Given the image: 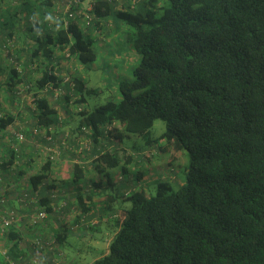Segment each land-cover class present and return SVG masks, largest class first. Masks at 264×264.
Instances as JSON below:
<instances>
[{"label": "trees", "instance_id": "1", "mask_svg": "<svg viewBox=\"0 0 264 264\" xmlns=\"http://www.w3.org/2000/svg\"><path fill=\"white\" fill-rule=\"evenodd\" d=\"M36 2L44 10L53 4V0H0L4 26L11 8L7 9V4L18 14ZM90 14L89 27L82 26L80 17L75 16L66 23L56 21L50 29L40 30L37 23L30 28L34 42L24 64L26 69L33 65L40 75L28 88L33 109L28 121L31 130H22L25 137L32 141L34 129L39 133L45 130L52 140L42 137L44 148L55 146L46 143L59 144L64 139L71 143L69 132L56 137L57 112L49 95L43 93L49 88L65 91L59 103L74 105L76 110L81 107L77 132L87 128L92 142L89 152L77 154L91 156L98 173L107 178V182L100 179L94 184L109 187L113 193L93 195L92 200L79 195L78 207L87 213L100 206L103 216L121 196L108 185L112 174H123L128 167L140 172L137 166L141 164H132L134 157L142 163L166 153L172 165L177 153L184 150L188 156L184 184L179 183L183 185L178 190L170 181L172 168L171 174H162L149 187L138 181L137 188L129 187L122 194L131 207L114 209V236L106 254L91 264H264V0H137L133 7L128 1L118 11L110 0H93ZM107 18L129 31L130 49L139 60L133 78L118 83L119 101L107 100L87 109L86 95L93 91L77 75L62 86L59 72L66 60L85 67L96 61L91 33ZM6 31L1 42L17 39L14 28ZM7 69L5 88L12 90L27 83L16 69ZM156 120L165 123V130L152 138L148 131ZM14 121L8 114L0 120V135L8 130L13 135L9 147L1 142L2 178L9 175L16 160L17 153L10 147L16 144L15 130L9 128ZM113 123L117 127L111 129L113 141L109 140L106 148L101 127ZM131 136L144 137L142 148L146 150L137 156L120 147L123 152L119 155L118 145ZM52 166L46 160L29 176L33 191L46 183ZM72 173L76 185L84 179L78 165ZM21 175L18 170L13 177L20 180ZM153 185L156 193L149 195ZM53 188L55 185L48 183L45 190ZM46 193L40 194L39 202L29 203L30 214L40 207L47 213L43 227L29 228L42 231L50 226L47 233L53 235L57 247L46 254L54 256L67 234L63 233L66 225L54 226L51 218L54 213L63 215L66 207L54 208V193ZM19 237L20 232L9 231L12 261L31 264L32 257L44 256L32 245L34 255L26 259L20 253Z\"/></svg>", "mask_w": 264, "mask_h": 264}, {"label": "crops", "instance_id": "2", "mask_svg": "<svg viewBox=\"0 0 264 264\" xmlns=\"http://www.w3.org/2000/svg\"><path fill=\"white\" fill-rule=\"evenodd\" d=\"M65 1L64 0H61V1L53 0L52 5L56 6L57 4L64 3ZM110 1L113 3L114 10L118 11L120 8L125 7L127 2L130 0H110ZM83 2H84L85 9H87L88 7L90 8L92 6V0H84ZM9 6L11 8H9ZM34 7L31 9L30 8L27 9V7H25V10L21 11L22 13L19 12L21 13V15L20 14L16 15V17L18 16V18L19 16L21 17V23H20L21 32L22 30L24 31V29H26V26H28L26 25V22L30 21L31 14L39 16L40 18L39 29L44 30L45 21L49 16L48 10L42 9L38 3ZM7 9H8V14L5 15L7 18L6 20L7 23H6L5 28L7 31L9 30L12 31L14 28V25H17L15 23L16 18H14L13 16L15 10L13 6L10 4H7ZM128 35H129V31L123 26L115 23L112 18H107L103 20L100 24V27H98L97 29H94L91 33V36L93 37V40H94V48L97 52V59L93 63L94 64L99 63V65L106 66L109 61V65H112L111 68L114 69L115 79L118 78L120 75V72L124 68L127 69L126 67L130 65L134 60H137L138 62L137 55L134 54L130 49ZM29 38L30 36H28V34L27 35L25 34L24 39H23L24 44L19 48L21 55L26 57L25 61L29 59L27 53H29V49L32 45L31 38H30V41H29ZM0 41H1V36H0ZM57 55H59V53ZM1 57L2 56H0V79H1L0 80V112H4L5 114H8L14 117L15 121L13 122L12 127H9V128H12L13 130H17L21 128V126H23L22 125L23 121H26L28 123V121L31 120V116L29 114L28 106H26L27 109L26 107L24 109L20 107L21 109L18 110V106L16 105V103L12 102L13 94L12 92H9L10 91L9 88L8 89L7 87L5 88V85H4L7 79L6 73L8 70L7 67H9L8 61H5L4 57L3 58ZM93 63L89 64L86 67L88 68ZM74 66L75 67L74 69H72L73 71L70 73V75L71 76L77 75L79 78H81L85 82V84L88 87L89 79H87L85 74L83 73V70L81 67L82 65L79 64L76 60H74ZM61 69H62L61 72H59L61 73L60 75L61 79L67 78L66 73L64 71V69H66L65 65H64V68H61ZM80 74L81 76H79ZM82 75H84L85 78ZM61 82L63 83L61 85L64 86V83L66 81L64 80ZM91 90L93 91V89ZM57 91H59L60 94H63V95L65 94V91H63L62 89L58 90L55 88L46 89L43 93L44 94L50 93L53 95L54 94L57 95L58 94L56 93ZM53 105H54V109L56 110V112L58 111V114H57L58 130L57 132L59 133V135L56 137L58 138L59 136L61 137V135L63 136L61 132L66 131L65 133L69 132L70 134H72V140L70 141L71 143L69 144L70 146H68V148L66 147V149L65 148L62 149L59 163L52 166L46 183L45 181H43L42 184L40 185L42 186V188L40 187L37 191H39L40 194H42V196L43 194L46 195L47 191L53 192L54 193L53 197L57 200V201H54V204H53L54 208L55 207L57 208L58 207L57 205H61L63 202L65 204V206L63 207H66V209L63 212V215L61 214L58 215L55 213L53 214L51 218V223L54 226L57 225V223H60V225L64 223L66 227H64L63 233L67 234V237H68V234H72V235L74 234L78 238H85V236H87L88 234L87 228H89L90 226L92 225L98 226L100 222H104L109 225H110L109 222L113 223L114 221L113 219L116 215V211L113 209L109 210V212L106 213L104 216L101 214L100 206L93 208L91 211L87 213H82L80 211L78 207L79 195L82 197L83 200L87 199L88 197L92 200L91 197H93V195H98V196L101 195V188L104 186L101 185V187H98V185H95L94 183H97L100 179H102L103 182H107L106 180L107 178H105L104 173L103 174L98 173V169H96V164L94 163V161L90 159L91 156L89 155L86 157L79 156L76 152L77 143L75 139L73 138H74V135L77 134L78 117H77V113L74 112V109L72 108V106L69 108L71 104L63 105L61 103H58V105L56 104H53ZM71 109H73V111H71ZM17 114L19 115V117ZM61 115H63V117H61ZM59 119H60V122H59ZM16 121L18 122V125H19L18 127L16 126L17 124ZM5 132H6L5 134L0 135L2 138L0 139L1 147H2L1 142L3 146L6 147V145H8L7 147H9V145L11 144L12 137H13V135L9 134V130L8 132L7 131ZM26 142L31 143V140H27ZM33 143L35 144L34 147L26 146L27 148L24 147L22 148V150H20L21 157L23 158L22 160V164L24 166L23 173L29 174L30 176L37 173L40 170V168L36 169L34 166L37 164L38 158L39 159L42 158L41 152L44 150L52 149V148H44L43 146L39 145V142L38 143L32 142L31 144L32 146H33ZM42 143L43 141L41 140V144ZM100 143H101V140L97 144V147H96L97 149L100 148ZM46 144L49 147H51V145H56V143L54 144L46 143ZM118 146L119 148L122 147V149L123 148L126 149V151H128L129 153L136 152L137 156H139L138 155L139 152L144 151L145 149V148H142L143 143L140 141V139H138V142H132V143L130 139L124 140V142L120 143ZM1 147L0 149H2ZM165 155H168V154L158 153L156 156L151 157L147 162H142V163L140 162L139 159L137 160L134 157L132 164L133 165L141 164V166H137L140 169V172L138 173L137 170L132 167L127 168L128 171L124 173L125 175H127L129 183L127 182L126 184H124V189L122 185L120 184V182H117V181H123L124 177L120 176L121 174L119 175L118 171L114 173L112 172L113 174L110 178L112 177H116V178H112V181L108 185L110 186V188L113 189V191H116L119 188V189H123L122 192L124 191L126 192V190L129 187H133L134 185L132 184V182L134 181L135 182L140 181L143 186L149 187L155 180L160 179V177H162L161 176L162 174L164 173H165L164 175L171 174L170 169L172 168L174 169L173 170L174 174H172L170 181H172L173 183H181V180L178 177V174H177V171L174 165H171L169 168L166 167L167 168L166 170L163 169L164 172L160 170V167L162 168L160 164L164 160L163 156ZM74 165H78L79 167H81L84 173V179L77 185L76 183H73L72 181V174H73L72 172H73ZM24 183L25 182H19V180L16 179L15 177L8 175L5 178H3V180L1 181L0 191H2L3 193L7 195L9 205L12 208L17 209L19 216H21L22 220H20L21 222H20V230H19L20 231L19 247L21 251L20 253L21 255H24L26 259H29L30 257L34 255L33 250H32L33 249V246H32L33 237L37 234V232H40L46 235L50 226L48 227L44 226V228H42L43 229L42 231H39L40 229L36 231V230H30V228L25 224L27 221L28 213H30L29 211L30 209H28V211L26 209H23L24 207L21 205V203L18 200L19 192L24 189V186H22L24 185ZM48 183L50 184L53 183L55 185V188L50 189V190L48 189L45 190ZM25 188L28 189V186H25ZM57 191L58 193H56ZM121 198L124 199L122 194L120 196V199ZM102 216L103 218L100 220ZM76 223H80V225H75ZM58 248H59L58 251H60L59 254L54 255L56 256L55 257L56 264H76L75 260H72L71 258H68L66 256V254L62 250L61 245ZM54 256L51 254L45 253L44 256L41 257V259L44 264H53ZM0 264H4V263L0 262Z\"/></svg>", "mask_w": 264, "mask_h": 264}, {"label": "rangeland", "instance_id": "3", "mask_svg": "<svg viewBox=\"0 0 264 264\" xmlns=\"http://www.w3.org/2000/svg\"><path fill=\"white\" fill-rule=\"evenodd\" d=\"M58 1H61V0H58ZM37 3L39 4V2H36V4ZM83 5H84V2H83ZM29 8L30 7H28L27 9H29ZM66 8H67V1H65L64 3H59L56 6L52 5L49 9H46V10H48L49 16L45 21L44 29L45 28H47V29L52 28V26H54L56 21L61 20L65 15ZM16 13H17V10L15 9L13 16H14V18H16L15 23L17 24V25H14L15 35H17L16 36L17 37V42H16L17 44L13 48V50H10V52H5L3 50V48H4L3 44L0 43V56H2L1 58L4 57L5 61H8V59H9L8 56H10L11 53L15 56V61L13 63L15 65V67H18L20 70H22L23 76H25L28 79V81H27V83H25V85L28 86V88H31L35 85V81H36L37 77H39L40 74L37 71L33 70V67H34L33 65L29 66V69H26V66L24 64L26 57L21 55L19 48L24 44L23 39H24L25 34L26 35L28 34V36H30L31 43L33 44L34 39L31 37V34L34 37V33L31 32L30 27H32L34 25V23H37L38 27H40L39 26L40 18L37 15L31 14L30 21L26 22V25H28V26H26V29H24V31L22 30V32H21V30H20L21 17L20 16H19V18H18V16L16 17V15H17ZM21 13L18 12V15L19 14L21 15ZM39 15H40V13H39ZM0 19L3 20L4 17L2 15H0ZM1 27H0V33H1L0 36L2 39V37H4V33H5L6 28H5L3 23H2ZM30 38H29V41H30ZM57 56H59V55H57ZM39 59L41 60V57ZM138 60H139V57H138ZM136 64H137V60H134L130 65H128L126 67L127 69L124 68L120 72L119 77L116 79H115L114 69L111 68L112 65H109V61H108V64L106 66L105 65H99V63L98 64L93 63L88 68L85 66H81L83 73L85 74L86 78L89 79L88 88L93 89V93L86 95L85 107L87 109H93L97 106L104 104L107 100H113L115 102L119 101L120 100V94L118 91V83L122 80L133 78L132 72H133V69L135 68ZM65 67H66V69H64V71H65L66 75L71 76L70 73L73 71L72 69H74V67H75L74 61L73 60L72 61L66 60ZM79 76H81V74ZM82 76L84 77V75H82ZM19 88H22V89L20 90ZM15 89H17L16 90L17 94H15L13 92V89L9 91V92H12V94H13L12 95L13 96L12 102L16 103V105L18 106V110H20L21 108L24 109L26 106H28V109L30 112V110L33 109V106H32L33 104H32V100H31L32 91L28 90L24 85L18 86ZM48 95H49L50 103L52 105L53 104L58 105L59 100H62L61 97H63V94H60V93H59V96H56V98L54 97L53 94H48ZM71 106L74 109V112L77 113V111L75 109L76 106L70 105L69 108ZM26 109H27V107H26ZM73 109H71V111H73ZM57 114H58V111H57ZM18 117H19V115H18ZM61 117H63V115H61ZM23 123H22L23 126H21V128L23 130L24 129L25 130H31V123L28 124L26 121H23ZM16 126L17 127L19 126L18 122H17ZM27 126H29V128ZM164 130H165V123L162 120H156L154 122L153 126L148 131V136H150L152 138H157L164 132ZM65 132L66 131L61 132V133L64 134ZM148 136H146V137H148ZM27 139L31 140V138H29V137H26V141H27ZM138 139H140V141L142 142L144 137H140V136H131L130 137L131 143L132 142H138ZM31 144L32 143H30V142H26L25 144L22 145L21 149L26 147V146L31 147ZM39 144H41V141H39ZM119 155H122L121 150H119ZM163 157H164V160L160 164L162 166V168L160 167V170H162V172H164V170H166L167 168H169L171 166V165H169V162H168L169 155H165ZM44 158H45V156L42 157L41 159L38 158L37 164L34 166L36 169H38L42 166V164L44 163V161L46 159V158L45 159ZM172 165H174L175 169L177 170V173L179 172L181 182L184 184L185 169L188 166L187 152L183 150L180 153H177L176 158L173 161ZM121 176L124 177V180L123 181H117V182H120V184L122 185V187L124 189V184H126L127 182L129 183V180H128L127 175L121 174ZM112 178H116V177H112ZM132 184L134 185L133 188H137L139 186L135 181L132 182ZM183 184L173 183L172 186H173L174 190H178ZM130 188H132V187H130ZM123 189L118 188L115 191L116 194L117 195L124 194L125 191L122 192ZM128 191H129V189H128ZM101 193L102 194H104V193L113 194L112 190L109 189V187H108V189L101 188ZM155 193H156V188H155V185H153L149 189L148 194L154 195ZM130 207H131V202L125 198L124 199L119 198V199H117V201L115 203L112 204L113 210L116 209L117 211L121 210V209H128ZM102 218H103V216L100 218V220ZM109 223L111 226L113 225V223H111V222H109ZM75 225H80V223H76ZM110 225L106 224L104 222H100L98 226H93V225L90 226L89 228H87L88 234H87V236H85V238H78L74 234L73 235L68 234L67 240L62 246L63 252L66 254V256L68 258L75 260L76 264H91L92 262H94L95 260L101 258L103 255L106 254L107 246H108L109 242L111 241V239L113 238L114 233H115V229H113Z\"/></svg>", "mask_w": 264, "mask_h": 264}, {"label": "built area", "instance_id": "4", "mask_svg": "<svg viewBox=\"0 0 264 264\" xmlns=\"http://www.w3.org/2000/svg\"><path fill=\"white\" fill-rule=\"evenodd\" d=\"M66 1H67V8H66L65 15L61 19V21H64L66 23L67 19L73 18L75 16H79L82 26L89 27L91 25V21L93 18L92 15L90 14L92 11V6L90 8L88 7L87 9H85L83 5V0H66ZM136 1L137 0H130V2L132 3V7L135 5ZM3 9H4V6L0 5V11H2ZM0 20L3 21L2 19ZM16 42H17V39L15 37H12L9 39H5L4 42H0V43L3 44V47H4L3 50L5 52H10V50H13V48L16 46L17 44ZM8 57H9L8 64L11 66V69H16L20 77H22L23 76L22 70H20L18 67H15L13 63L15 61V56L11 53V55ZM69 78L70 76H67V78H65L64 80L68 81ZM23 85L28 89V86H26L25 84ZM18 86H22V84ZM18 86L13 88V92L15 94H17V91H16L17 89L15 88H17ZM19 89L21 90L22 88H19ZM56 93L58 94L57 95L54 94V95L58 96L60 92L57 91ZM80 110H81V107L77 108L76 111L78 112ZM4 117H5L4 112H0V120L3 119ZM59 122H60V119H59ZM113 127H117V123H113L111 125L101 127V129L103 130V135H104L103 139H104L106 148H107L109 140L113 141V138L109 135ZM22 130L23 129L20 128L14 131V137H15L16 144L10 146L17 153L16 158H15L16 159L15 164L12 165L9 169L8 174L11 176H14L16 174V171L18 170H21L22 173L24 171L23 170L24 166L22 164L23 158L21 157V152L19 150L20 148L19 146L21 144H24L26 141V137ZM42 137H45L47 141L52 140L51 136L45 135V130L39 133L36 129H34L33 138L31 142L38 143ZM64 137L67 138L68 135L66 134ZM89 137H90V132L87 128L81 127L78 130L77 134L74 136L75 141L78 145V149H76V152H82L84 150L89 152L91 150L92 142ZM60 146L61 148H59ZM68 146H69L68 141L64 139L59 144H56L55 146L51 147L52 149H50L49 151L47 150L42 151L41 152L42 157L45 156L46 158V159L44 158L45 161L49 160L53 165H55L59 163L60 161V157H61L60 149H63V148L66 149V147L68 148ZM3 153L4 151L0 149V163L2 160L1 157H3ZM29 176L30 175L26 173H23V175H21L19 182H25V183L24 185H22L24 186V189L19 192V197H18L19 202L24 207L23 209H26L27 211L28 209H30L29 203L39 202V199L41 198L39 191L32 190V187L30 186V183L28 182ZM2 180H3L2 173L0 171V183ZM25 186H28V189L30 187V189L28 190L27 188H25ZM34 206H37V205H34ZM60 206L62 207L65 206L64 202ZM46 217H47V213L45 212L44 208L40 207V209H37L34 213H31V214L28 213L26 223L28 227L38 228V226L44 223ZM20 220L22 219H21V216H19L17 209H14L9 205L7 195L3 193L2 191H0V262H3L4 264H16V262L12 261L9 257L10 249L12 246V242L10 240L11 238H9V231H12L14 229L20 232L19 231L20 222H21ZM40 227H43V226H40ZM32 245L36 248V252L38 254H45L46 252L52 251L53 249L57 247V243L54 240L53 235L49 233L44 235L40 232H37V234L33 237ZM31 259H32L31 264H41L39 262V259L40 261H42L41 257L37 259V257L35 256V257H32Z\"/></svg>", "mask_w": 264, "mask_h": 264}]
</instances>
